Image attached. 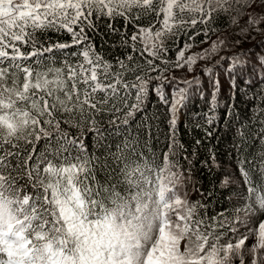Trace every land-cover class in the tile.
I'll use <instances>...</instances> for the list:
<instances>
[{
	"label": "snow or ice",
	"instance_id": "obj_1",
	"mask_svg": "<svg viewBox=\"0 0 264 264\" xmlns=\"http://www.w3.org/2000/svg\"><path fill=\"white\" fill-rule=\"evenodd\" d=\"M217 21L264 36V0H0V264H264V57L223 58L230 94L221 101L212 68L192 74L222 46L193 51ZM101 23L116 37L111 59L93 40ZM169 42H179L174 58ZM172 69L186 75L165 74ZM204 77L209 109L196 128L205 135L220 103L225 118L235 117L237 96L249 105L237 139L239 210L208 219L184 191L190 156L176 141ZM150 96L167 110L170 154L158 165L149 158L155 167L142 158L161 115L148 116ZM137 113L139 149L133 137L94 155L77 135L83 127L100 143L105 116L118 126Z\"/></svg>",
	"mask_w": 264,
	"mask_h": 264
},
{
	"label": "trees",
	"instance_id": "obj_2",
	"mask_svg": "<svg viewBox=\"0 0 264 264\" xmlns=\"http://www.w3.org/2000/svg\"><path fill=\"white\" fill-rule=\"evenodd\" d=\"M213 27L216 34L211 35L210 39H206L204 43L193 48V51L201 52L210 49L213 44L217 43L222 46L219 52H213L208 60L197 63L195 65V72L192 74L197 75L199 78L200 69L204 67V64L212 68L215 75L221 81L219 98L221 101H225L230 93L227 91L228 81L224 71L225 64L223 58H230L231 55L237 53L243 54L244 52L248 53L250 60L264 57V36L254 32L250 38L241 37L238 28L234 26L230 27L227 23L221 21H217V24ZM51 38L52 40L58 39L55 35H52ZM59 39L64 40L67 37L61 36ZM196 39L200 40V37L197 36ZM93 40L97 46V50L102 51V54L106 58L111 59L113 56L119 54L118 50L112 47V43L116 40V37L109 35L102 23L100 24V31L93 35ZM178 44L173 45L169 42L171 51L168 55L170 58L176 56ZM57 59H59V56H57ZM218 63L219 67H217ZM165 74L180 77L183 76L184 71L172 69ZM204 82L205 95L203 99H201L198 93L194 94L179 115V132L176 135V141L179 143V141L183 140L184 146L190 156L187 160V165L190 167V172L188 173L189 179L186 181L184 191H186L188 199L194 204L198 205L203 202L205 205L203 209L204 217L208 219L210 215L226 216L239 210L238 206L241 200V193L243 192V185L239 179L237 168L243 167V156L240 154V149L237 146V139L240 131V121L243 120L244 126L248 124L247 119H244V117L248 115L249 105L241 103L240 97L237 96L234 101L237 104L235 117L230 110L229 116L225 118L224 110L226 105L223 102L220 103L216 117L217 122L210 129L212 135H205L204 129L196 128L197 124L202 125L204 123L205 113L209 109L210 85H208L206 77H204ZM257 83L259 84L257 91L260 88H264V83L259 81ZM175 86L177 85H173V87ZM251 99L252 94L249 93L247 100L250 101ZM166 111V108L158 100L154 97H149L147 106L148 116L151 117L156 113L161 114L159 120L153 121L152 132L148 134L147 148L145 150L146 156L142 157L152 167L159 164L162 153L166 156L170 154L165 150L164 134L167 132ZM252 111L255 112L256 109ZM253 123H255V119H253ZM99 126L103 130L102 135L99 137L100 143H97V136L85 131L83 127L77 133V135L82 134L84 136L85 144H92L93 147L90 150L93 151L94 155L105 152V149L101 145H106L109 150H115L122 141L133 137L140 140V145L137 146L138 149L145 143L144 123L141 121L139 113L136 114L135 118H129L127 125L119 124L118 126H114L109 124L107 116H105L103 123ZM69 133H76V129H69ZM197 140L201 141L199 145L195 143ZM261 144L264 145V141H261ZM37 147H40V145L38 144ZM245 151L248 150L245 149ZM105 154L107 155L106 152ZM149 158L155 159V165H153L152 160ZM205 161L209 162L205 163ZM226 180L228 182H225Z\"/></svg>",
	"mask_w": 264,
	"mask_h": 264
},
{
	"label": "rangeland",
	"instance_id": "obj_3",
	"mask_svg": "<svg viewBox=\"0 0 264 264\" xmlns=\"http://www.w3.org/2000/svg\"><path fill=\"white\" fill-rule=\"evenodd\" d=\"M185 75V72H184V74H183V76ZM176 87V86H175Z\"/></svg>",
	"mask_w": 264,
	"mask_h": 264
}]
</instances>
